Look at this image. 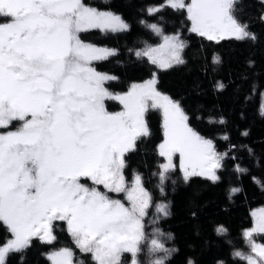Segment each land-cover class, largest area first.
Returning <instances> with one entry per match:
<instances>
[{"label":"snow or ice","instance_id":"snow-or-ice-1","mask_svg":"<svg viewBox=\"0 0 264 264\" xmlns=\"http://www.w3.org/2000/svg\"><path fill=\"white\" fill-rule=\"evenodd\" d=\"M237 2L165 0L148 13L154 15L165 7L183 11L189 31L208 40L255 39L238 19ZM148 27L162 42L137 50L136 56L147 57L161 69L183 64L187 45L181 33L165 34L158 24ZM128 28L121 16L85 0H0V129L4 130L0 132V223L11 235L0 244V264H5L8 254L31 246L34 238L52 244L58 222L66 225L75 246L90 253L96 264H121L123 253H131L132 264H138L151 196L139 174L126 185L125 154L150 135L146 119L150 110H159L162 118L158 154L166 162L160 166L161 181L174 169L177 155L185 180L194 175L219 179L216 170L223 166L226 153L217 152L213 140L190 125L178 100L157 90L155 75L132 83L126 92L114 93L106 85L118 78L92 66L116 50L85 43L81 33ZM213 62L220 58L213 57ZM109 100L118 101L122 109L109 111ZM13 122L20 126L8 130ZM237 171L246 170L237 165ZM109 193H125L128 205ZM157 211L168 215L164 204L157 205ZM254 233H264V212L244 232L250 254L234 255L246 264H264V244L252 240ZM151 246L169 251L157 239ZM72 257L70 248L49 254L52 264H73ZM153 264H165V259Z\"/></svg>","mask_w":264,"mask_h":264},{"label":"trees","instance_id":"trees-1","mask_svg":"<svg viewBox=\"0 0 264 264\" xmlns=\"http://www.w3.org/2000/svg\"><path fill=\"white\" fill-rule=\"evenodd\" d=\"M85 3L112 11L129 23L122 32L95 29L83 34L86 41L116 49L115 55L97 64L101 71L118 78L109 88L124 92L132 83L157 75L158 88L181 103L190 125L212 139L217 152L226 153L216 181L199 175L185 180L176 168L162 182L163 160L158 154L162 118L157 110L149 111L150 135L140 138L126 154L127 176L132 179L139 174L152 199V210L144 220L140 264H153L162 257L165 264H246L234 253L249 252L244 232L253 226V211L264 206V0H238V19L255 35V39L242 40H208L192 33L186 13L170 7L149 15L150 8L165 0ZM150 24H158L168 35L181 33L187 45L183 64L159 69L147 57L136 56L137 50L162 41ZM213 57L220 62L214 63ZM221 83L224 87L218 88ZM245 131L246 136L242 135ZM237 165L246 171L238 172ZM234 188L239 191L233 192ZM160 204L167 206L168 215L157 211ZM220 227L225 231L218 232ZM55 233L57 240L52 244L33 239L28 248L10 253L5 264H52L49 254L60 247L70 248L78 264H96L90 253L75 246L63 222L57 223ZM10 238L0 223V244ZM153 239L163 243L168 253L153 250ZM256 239L264 243V234Z\"/></svg>","mask_w":264,"mask_h":264},{"label":"rangeland","instance_id":"rangeland-1","mask_svg":"<svg viewBox=\"0 0 264 264\" xmlns=\"http://www.w3.org/2000/svg\"><path fill=\"white\" fill-rule=\"evenodd\" d=\"M118 15V14H117ZM120 16V15H119ZM123 19V18H122ZM124 20V19H123ZM125 21V20H124ZM128 25H129V23L127 22V21H125ZM92 30H95V29H92ZM92 30H89V31H92ZM89 31H86V32H83V33H81V36H80V38H81V40L82 41H84L85 43H90V44H93V45H96L95 43H93V42H89V41H86V40H84L83 39V34H86L87 32H89ZM169 35H171V34H169ZM225 38H235V37H229V36H225L223 39H225ZM219 40H221V39H219ZM162 42V41H161ZM160 42V43H161ZM159 43V44H160ZM159 44H156V45H153V46H157V45H159ZM97 46H100V45H97ZM101 47H105V46H101ZM107 48H109V47H107ZM110 49H114V48H110ZM116 50V49H115ZM109 58V57H108ZM105 60V59H104ZM102 60H100V61H94L93 62V67H95V69L98 71V72H101V73H106V72H103V71H101L99 68H98V66H97V64L99 63V62H101ZM174 66V65H173ZM158 67V66H157ZM159 68V67H158ZM159 69H161V68H159ZM107 74H109V73H107ZM109 75H111V76H114V75H112V74H109ZM153 77H151L150 79H152ZM155 79H156V81H157V83H156V88H157V90L158 91H160L161 93H163V94H166V93H164V92H162L159 88H158V78H157V75H155ZM149 80V79H148ZM113 81V80H112ZM110 82L111 81H109L108 83H107V87H109L108 85L110 84ZM138 83H141V82H138ZM110 89V88H109ZM110 91H112L111 89H110ZM112 92H114V93H123V92H115V91H112ZM124 92H126V91H124ZM166 95H168V94H166ZM169 96V95H168ZM117 105H119L120 107L118 108L117 107ZM106 106H107V108H108V110L109 111H120L121 109H122V105H120V103L118 102V101H114V100H109V101H106ZM153 110H155V109H153ZM159 113H160V111L159 110H157ZM161 114V113H160ZM147 116H148V114H147ZM147 116H146V119H147ZM147 123H148V120H147ZM20 126V122H13V124L11 125V127L8 129V130H15L16 128H18ZM148 127H149V125H148ZM2 131H4L3 129H0V132H2ZM137 143V142H136ZM127 154V153H126ZM126 154H125V161H126ZM162 164H164L165 162H166V159L164 158V157H162ZM173 163H174V165H175V167H174V169H176V168H179L180 170H181V172H182V174L184 175V173H183V170L181 169V167H180V159H179V156L177 155V156H174V158H173ZM174 169H172V170H174ZM218 170L219 169H217L216 170V174H217V176L219 177V175H218ZM124 176H125V181H126V185H130L131 183H132V181H133V178L132 179H130L128 176H127V173H126V167L124 168ZM194 176H196V175H194ZM200 176V175H199ZM192 177V176H191ZM203 177H206V176H203ZM190 178V177H189ZM208 178V177H207ZM144 186V185H143ZM144 188L146 189V187L144 186ZM147 190V189H146ZM148 191V190H147ZM149 192V191H148ZM150 194V193H149ZM109 195L113 198V199H120L121 200V202H123V203H125L126 204V206L128 205V201L126 200V195H125V193H109ZM152 199H151V204H150V207L148 208V210H147V214H148V212L150 211V209L152 210ZM262 212H264V206L263 207H260V208H258V209H255L254 211H253V226L250 228V229H248V230H251L254 226H255V224L257 223V221H258V219H259V216H260V214L262 213ZM147 216V215H146ZM145 216V217H146ZM145 217H144V220H145ZM59 223V222H58ZM143 223H144V221H143ZM54 234L56 235V233H55V229H54ZM262 234H264V233H254L253 234V237H252V240H254L255 241V243H257V244H264V243H262L261 241H258L256 238H257V236L258 235H262ZM11 239V238H10ZM34 239H36V238H34ZM142 242V241H141ZM141 242H140V244H141ZM60 248H66V247H60ZM60 248H58V249H60ZM58 249H56V250H58ZM249 250V252H247V254H250V249H248ZM55 251V250H54ZM73 252V251H72ZM9 255V254H8ZM6 259H7V257H6ZM72 259H73V264H78L76 261H75V259H74V253H73V257H72ZM136 259H137V261H138V264H140V262H139V260H138V255H137V257H136ZM132 260H133V257H132V254L131 253H123L122 255H121V264H132Z\"/></svg>","mask_w":264,"mask_h":264}]
</instances>
